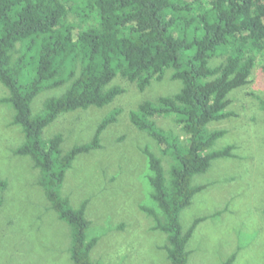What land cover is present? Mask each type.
<instances>
[{"label": "trees", "instance_id": "obj_1", "mask_svg": "<svg viewBox=\"0 0 264 264\" xmlns=\"http://www.w3.org/2000/svg\"><path fill=\"white\" fill-rule=\"evenodd\" d=\"M93 18L97 24L85 29ZM260 53L264 0H0V83L8 90L1 101L14 110L12 124L24 135L14 153L33 161L51 209L69 226L73 264H95L91 255L98 238L87 237L88 201L75 208L62 193L66 174L78 156L102 148L101 135L119 112L103 119L90 142L67 152L62 135L46 140L45 129L63 114L113 103L125 92L110 86L118 75L144 91L172 69L181 90L141 103L130 121L169 160L167 177L163 159L143 149L157 209H141L152 219L153 230L166 234L170 264H188L187 245L202 221L196 219L186 232L181 224V213L203 189L193 179L215 160L232 157V146L213 150L225 132L208 125L232 115L229 96L249 83ZM215 58L224 61L212 65ZM66 84L62 95L33 112L39 94ZM157 116L173 118L185 141L159 127ZM235 260L233 254L224 264Z\"/></svg>", "mask_w": 264, "mask_h": 264}, {"label": "rangeland", "instance_id": "obj_2", "mask_svg": "<svg viewBox=\"0 0 264 264\" xmlns=\"http://www.w3.org/2000/svg\"><path fill=\"white\" fill-rule=\"evenodd\" d=\"M70 19L79 22L75 15ZM96 24L93 18L84 28ZM223 61L215 58L211 64ZM172 74L169 69L163 80L144 91L118 75L110 86L119 85L125 92L113 103L63 114L44 131L46 140L62 135L61 147L67 152L90 142L103 119L119 112L101 135L102 148L78 156L62 188L75 208L88 201L87 237L98 238L91 255L95 264H170L166 234L153 230L152 219L141 209H157L143 149L149 147L163 159L167 177L169 160L146 132L131 123L130 114L145 101L177 94L182 82L173 80ZM67 87L39 94L33 112H40L47 99L62 95ZM7 96L0 83V264H73L69 226L51 209L33 161L14 153L24 135L12 124L14 110L1 101ZM229 97L227 111L232 115L208 127L225 132L213 150L232 146V157L215 160L206 173L194 177L193 185L203 189L181 213L184 232L202 219L187 245L188 264H224L233 254V264H264V53L257 55L249 83ZM154 120L185 141L173 118Z\"/></svg>", "mask_w": 264, "mask_h": 264}]
</instances>
